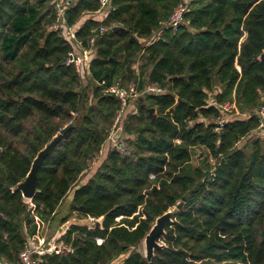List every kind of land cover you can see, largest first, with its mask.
<instances>
[{"label":"trees","instance_id":"1","mask_svg":"<svg viewBox=\"0 0 264 264\" xmlns=\"http://www.w3.org/2000/svg\"><path fill=\"white\" fill-rule=\"evenodd\" d=\"M179 1L110 0L104 19L87 18L73 35L87 12L100 9L99 0H75L57 29L49 26L58 0H0L1 262L20 264L26 239H40L42 224L70 198L61 223L73 216L89 221L69 224L59 236L69 249L46 253L41 264H264V133L250 153L248 142L238 146L260 132V119H231L219 130L199 120L222 112L208 105L209 91L218 103L235 94L242 109L264 105V0H191L187 23L146 44ZM95 35L87 88L66 59ZM117 81L140 92L148 83L165 90L129 104L123 130L133 136L132 152L109 149L80 182L121 107L105 91ZM71 122L38 169L35 195L25 198L17 185ZM199 145L215 165L192 162ZM195 187L167 223L163 247L147 259L139 246L156 219Z\"/></svg>","mask_w":264,"mask_h":264},{"label":"built area","instance_id":"2","mask_svg":"<svg viewBox=\"0 0 264 264\" xmlns=\"http://www.w3.org/2000/svg\"><path fill=\"white\" fill-rule=\"evenodd\" d=\"M75 0H58L57 2V10H56V19L52 23L51 27L53 29L60 28L62 24H64V14L68 6L73 3ZM101 3V8H106L110 2V0H99ZM191 0H180L177 5L174 7L170 15L164 20L158 30L155 31L152 37L145 38L146 44H152L159 41L165 32L169 29L177 30L182 24L186 22L185 14L189 10ZM106 28L101 27L100 31L103 32ZM93 38L91 39L92 43ZM78 47H81V43L77 44ZM94 53L91 50L85 49L83 47V52L79 53L77 51H70L66 64H73L77 71L85 77L87 73H90L91 60ZM101 84L104 81H100ZM165 89L156 83H148L144 90L141 92L138 90L135 83H130L129 86L124 87L120 81L115 82L114 84L106 87V93L113 94L117 98H119L121 102V107L118 110L117 116L115 118L112 132L110 133L109 139L112 140L114 148L121 152L122 154H130V146L122 138L123 126L120 125L122 122V117L125 115L126 110L129 104L134 100H139L140 96H143L144 93H156L160 94ZM208 105H216L223 110H229L231 108V104L229 102L226 103H218L213 98L209 99ZM260 112V126L258 129H262L264 133V106L260 109H257ZM218 123H216L217 125ZM225 124V119L220 121L218 128ZM120 131L117 137L114 135ZM33 204V203H32ZM65 232V231H64ZM68 244L59 237L54 238L53 240H48L44 235L41 236L40 239H26L23 248L19 252V260L20 264H41V258L46 253H61L62 251L68 250Z\"/></svg>","mask_w":264,"mask_h":264},{"label":"rangeland","instance_id":"3","mask_svg":"<svg viewBox=\"0 0 264 264\" xmlns=\"http://www.w3.org/2000/svg\"><path fill=\"white\" fill-rule=\"evenodd\" d=\"M187 22L188 21L186 20L185 23H187ZM49 28H52L51 25L49 26ZM97 37H98V35L93 36L92 37L93 38L92 43L90 41V46L89 47H84L85 49L91 50L92 53H94L95 55L97 53V46H96ZM73 50L77 51L79 53H82L83 52V47H75V48H73ZM81 78H82V75H81ZM90 80L91 79L89 77H87V75H85V77L82 78L83 86H85L87 88L93 87V83ZM123 86L127 87V86H129V84H123ZM215 89L218 92L221 89L220 85H216ZM214 92L215 91H213V92L209 91V96H210L209 99L213 98L215 100ZM226 102H229L231 104V108L229 110H223L220 113L219 117H216V118L201 117L199 120L205 121V122H214V123H218L217 125H219L220 121H222L223 119H225V122H226L228 120L236 119V118H247V117H249L251 115H255V116L259 117L260 112L257 111V109H260L261 107L264 106V105H261V106L260 105H256L252 109H242L241 106L238 103V100H237L235 94L233 96V100H227V101L222 102V103H226ZM131 111H133V110H131ZM127 113H126V116L124 115L122 117V120H121L122 122L120 123V125L123 126V129H124V126H125L124 124L126 123V119L128 117ZM75 115L77 116L76 113H75ZM192 123L193 122L191 121V124ZM112 128H113V125H112ZM220 128L221 127L216 128V129L219 130ZM257 130L260 131V132L256 133V132L253 131L249 136H247L244 139H242L238 143V146L239 147H243L248 142L249 146L247 147V152L250 153L252 151L251 150V148H252V142L251 141L253 139H255L256 137H258V136H262L261 133L263 131H261L260 129H257ZM111 132H112V129H111ZM124 135H125V140L124 141L129 144L130 150L132 152L133 148H132V145L130 144V142L128 141V139L132 138L133 136H130V135L126 134L125 132H124ZM112 144H113L112 140L108 138L106 140V142L104 143V147L101 150V152L99 153L98 157L96 159H94L90 163L89 168L82 175L80 182L87 181L96 172V170L98 169V167L100 166L102 161L107 156V153H108L109 149H111V148L115 149L114 146H112ZM203 159H206V160L208 159V162L210 163V165H215L216 160H217L215 157L210 155L209 150L205 146L199 145V146L194 147L193 148V159H192V162L195 165H199V164L202 163ZM69 200H70V198L68 200H65L62 203V205L58 209L57 216L53 220L44 222L42 224V235H44L50 241L53 240L54 238H57V237L61 236L64 233L63 230H66L65 227H67L72 222L86 223V222L89 221V219H80L78 217L73 216V217L70 218V220L68 222H66L64 224L61 223V218L69 212V202H68ZM29 204H30V207L33 206V204L31 202H29ZM173 209H176V206L171 208L170 210H173ZM139 249L141 251H143L144 254H145V251H146L145 238L141 242V244L139 246ZM0 264H4V262L0 261Z\"/></svg>","mask_w":264,"mask_h":264},{"label":"water","instance_id":"4","mask_svg":"<svg viewBox=\"0 0 264 264\" xmlns=\"http://www.w3.org/2000/svg\"><path fill=\"white\" fill-rule=\"evenodd\" d=\"M122 26H115L114 30L121 29ZM175 77H172V79ZM171 79V80H172ZM102 81V79L100 80ZM144 97L140 96L139 101H143ZM151 111L154 113L156 111L155 107L151 108ZM74 125V122H71L70 124L66 125L61 129V131L48 143L46 146L41 149L37 156L35 157L32 167L26 176V178L21 181L17 188L20 189L23 193V196L25 198L31 199L35 195L37 191V177H38V169L45 161L46 157L54 150V148L57 146L59 141L63 138V136L66 134V132ZM120 131H117V133L114 135V137H117ZM122 138H125L124 133L122 134ZM198 188L195 187L194 189H190L182 198V200L177 204L176 209L168 210L164 212L162 215H160L157 219L153 227L150 229V231L147 233L145 237V244H146V251L145 255L147 259L151 260L152 257L155 255V251L162 248L163 244L160 242L161 237L163 233L165 232V228L168 222L172 221L175 213L177 210H180L184 207L185 203L187 202L190 195L194 192V190ZM104 218H101L96 225L99 226L100 223L103 221Z\"/></svg>","mask_w":264,"mask_h":264},{"label":"crops","instance_id":"5","mask_svg":"<svg viewBox=\"0 0 264 264\" xmlns=\"http://www.w3.org/2000/svg\"><path fill=\"white\" fill-rule=\"evenodd\" d=\"M108 10H109V7H106V8H101L97 11H94V12H87L80 20L77 24H75L72 28H71V31H72V34L74 35L76 29L79 28V26L84 23V21L89 18V17H92L94 19H97V20H102L105 18V16L107 15L108 13ZM145 40V39H144ZM79 44V42H78ZM82 46V45H81ZM87 77H91V73H87L86 74ZM69 199V198H68ZM69 202V201H68ZM68 227V226H67ZM67 227H65V229H67ZM65 231V230H63Z\"/></svg>","mask_w":264,"mask_h":264}]
</instances>
